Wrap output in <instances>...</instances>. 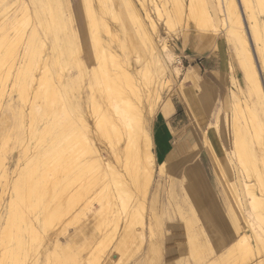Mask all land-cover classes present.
Masks as SVG:
<instances>
[{
  "label": "bare ground",
  "instance_id": "obj_1",
  "mask_svg": "<svg viewBox=\"0 0 264 264\" xmlns=\"http://www.w3.org/2000/svg\"><path fill=\"white\" fill-rule=\"evenodd\" d=\"M22 1L23 0H21V3L19 2V4H17L16 2L12 3L11 6L15 7V4H17L19 6L20 4H22ZM30 1H31L33 9L35 11V16H36L35 18L38 21V24L43 29L44 34L46 36H48V38L51 40L50 51L48 53L49 57L47 56V57L43 58L42 53L44 50L42 51L41 48H44V47L41 46V48H40V43L38 45H36V46H39V48L38 47L36 48L34 46V44H31V42H32L31 39L28 40L27 37H29L28 36V35H30L29 33H31L33 31L30 28L29 31H31V32H28V35H26L27 37L25 39V41H27V40L29 41L30 45L28 47L25 46L28 49H26V51H25L26 53H24L26 55L23 56L24 58H25V56H29V57L26 58L27 59L26 62H24L25 59L23 58L24 59L23 65H20L23 62L19 64L20 67L18 69L16 82L13 81V83L15 82V84L13 85L12 89L16 88L17 90H19V92H20L19 95H21V98H22L24 93L26 95V92L28 93V90L33 88L32 92L35 91L34 97H36V98H34L35 101H33V102L31 101L32 103L30 102V104H31L30 114H31L32 120H33V118H35V119H38V122L40 120L42 121V118L48 114V122H46L45 126H43L42 125L43 123L40 125V123H37V120H34V122H31V120H29L31 123L28 126H29L31 132H33V133H31L29 131V129H28V131L31 133V136H32V134L35 135L36 137L38 136L37 138L32 136L35 139H37V141H38L37 142V148L35 147L36 153L34 152L35 154H33V156L31 158H29V159L26 158V159H28V161L26 160V162H25V160H24V162L26 163L25 167H23L24 165L21 166L22 169L20 170V173L18 172L19 173L18 177L14 178V181L11 182V183H13V187H12V191L10 192V199L8 201L9 206L5 212L3 211V213H1L2 208L0 207V221L5 216H7L8 219H12L14 222H17V220H14V219L19 214V209L20 208L24 209L23 207L28 208L27 209L28 211L24 212V211L20 210V213L23 212L22 214L28 213L29 210L32 211L33 213H36L37 212L36 209L38 210V208H39L40 211L42 209L41 212L43 213L44 216H46L45 219L47 218V216L49 217V215H50V216H52V218L55 217V220H56V217H58L59 221L61 222L60 219H61L62 215H65V212H67V211H69L68 212L69 214H72V217L75 220L82 219L83 217H86L88 209H90L91 205L93 204V202H92L93 199L95 198V196H97L96 189L99 187H102L104 184H108L109 181L115 182L116 184H118V186H121V187H119V189L127 192L129 200H131V202L134 203V204H132L133 206H130V208L132 207V209H131V211L129 210L130 212H129L126 220H125L124 226L122 227V231L120 234L117 232L118 229H117V226H116V223L114 222V220L110 219L108 217L109 218L108 223H110V224L113 223L115 225V227L113 226V233H112L113 235L111 233H109L110 231L108 232V234H111V235H110V239L107 238L108 241L106 240L105 244L107 246H110V244L108 245L106 242H109V240L111 241L112 238L116 234H118V236L117 237L115 236L116 237V240H115L116 246L114 247V249H112L113 251L112 250H111V252H108V251L106 252V250L103 251L104 253L106 252V254H107L104 257H103V255L102 256L99 255L102 251V247H104L103 245H100V247L102 246L101 249H98L99 245H98V247L95 248V250H94L95 253L99 252V250H101L99 253H97L98 254L97 257H95L96 255L94 256L95 253L92 254L93 249H91L92 253H91V255L89 254L88 257H84L83 255L77 256L76 253L72 256L71 252L72 251H73V253L76 252L75 251V245H76L75 243H77V239L74 238L71 240L72 241L71 245H69L68 243L67 244L69 246L67 244L65 245L68 247H65L64 245H62V242H61V244H57L60 246V248H61V245H62V247L63 246L65 247L62 250L63 254L61 253L60 248L56 245V247H58L59 251H60L59 252L57 250L58 251L57 254H62V256L57 255L55 253L57 251L54 252L53 249L56 248V247H54L52 249L53 254L51 252L52 257L48 256L47 258H45L46 260L44 261V263H41L39 260V257L37 258V256H36L35 257L36 259H35V261L32 262V264H115L118 261L117 256L120 253L125 252L127 249H129L135 242L138 241L142 245V243H143L142 240L144 239V235L146 234L145 233L146 232L145 227H147V223L145 221L143 211H145L144 210L145 209V203L147 201L149 188H150L151 184L153 183L155 174L157 173L155 171V165L157 164L156 156L153 152L154 150L152 149V146H153L152 138H153V136L150 133L151 131H150V128H149V125L147 122V118L144 115V106H143L144 105V103H143L144 99L143 98H145L146 101L148 102L149 108L152 107L153 101L160 97L161 91L166 86V83L168 81H170L171 79L176 80L177 78H181L182 73H183L182 72L183 67L181 66V64L183 63V58L184 57L188 58V56L185 53H183V51H181L183 53V55H181L180 51L176 50L175 47H173L166 40V37H164L162 35L160 28H159V25L156 22L155 18H161L162 19L163 13L166 15V21L165 22L168 24V26L172 30H175L174 27H175V25H177V23H179L180 26H182V28H183L182 32H180V35H179V33L177 34V38H179L181 40L182 47L180 46V44L176 40H175L176 42H174V44H176L177 47L179 49L181 48L182 50H183V47H185L186 49H187V47H189V43H190L189 37L192 36V34H195V35L197 34L196 37H198L199 40H201V41L212 42L214 40L213 39L214 35L216 36V38H218L217 37L218 34L222 35L221 31L222 30L225 31L224 38L227 39V41L230 43V45L232 47L236 62L239 66L238 68H239V70H241L240 72H242L243 79L245 81V89H246V92L248 93V94L246 93V97L248 95L249 98L245 100L244 106L243 105L241 106V104L238 100L235 102L236 103L235 107H234V105H235V103H234V105L232 104L231 108H229V109L224 108V111L222 109L223 113H222L221 120L226 118L229 121L228 124H225L227 126V133L228 134H230L232 131L230 129V127L234 126V134H235V138H236L235 149L237 152V157H238V161H239L240 165L242 164L244 168L252 167L253 168L252 170L255 172V175L258 176L259 180L262 179V177L264 175V172H262V170L264 171V19L259 18L258 10H260V11L262 10V13H263V11H264V0H240L241 2H239L238 0H188V1L187 0H151V3H153L154 9H155V14H156L155 18L152 16V12L149 9V2L150 1L148 2V0H121L124 4V8H122L123 9L122 12L125 14V17H123V15H122L123 13L121 12V9L118 10L117 3H116L117 1H114V0H82L81 4H82L83 15H84L83 19H84V24L86 23L87 34H88V40H86V41H87L88 45L90 44V50H91V54L89 52V58H86L88 55L85 57L86 60L83 59L84 57L83 58L80 57V55L82 52L88 51L87 47H86L85 43L81 40V36L79 35L80 34L79 28H75V26H73V24H72L74 21V14H72L73 12L72 13L70 12L69 15L66 12V6H65L64 0H30ZM3 2H1V3H3ZM17 2H18V0H17ZM240 4L243 7V13H242V9L240 8ZM5 7H7V6H5ZM14 9H12V10H14ZM25 9H26L27 13H30L29 6H25ZM14 11H17V10H14ZM0 14H2V11ZM8 14H10V13H8ZM24 14H21V15L24 16ZM23 16H21V18H23ZM26 17H27V15H26ZM108 17H111L112 20L114 19L113 21H115L116 26H117V27H115L116 30L114 29L113 26H111L110 22L108 21ZM29 18H30V16H29ZM29 18L27 17L28 20L25 18L28 23H30ZM77 19H78V17H77ZM34 21L32 20V22H34ZM19 22H23V21L19 20ZM16 23H18V19H17ZM128 23L133 25L135 30L132 27H130V25ZM18 24L21 26L22 24L25 25L27 23L25 22V24L24 23H18ZM29 25H27V26H29ZM18 26H16V27H18ZM33 26H34V24H33ZM16 27H15V30H13L14 26H12L11 29L9 28L10 30L9 29L8 30L9 31H11V30L16 31L18 29ZM22 27H24V29L27 28L26 25L22 26ZM79 27H80V25H79ZM0 28H4V27L1 26ZM192 28H194V29H192ZM9 31H8V33H10ZM17 31H19V30H17ZM20 31L22 32V30H20ZM23 31L25 33V30H23ZM103 31H106V34L108 33V35H109L108 37H109L110 41L106 40V38L103 37V35H102ZM8 33L6 32L3 34L4 40L7 39L5 37V34H7L6 36H8L9 38L12 35L13 36L16 35V34H12L9 36ZM33 33L34 34L36 33L35 29H34ZM39 36H35V37H39ZM138 36L140 38L141 43L144 46V49H143L144 52H147L149 56H147L148 57V58H146L147 62H145L146 64L143 67L139 66V67L135 68L131 63V59L133 56H135L139 52V50H137V49L140 47L137 48L136 47L137 43H135L136 42L135 39L138 38ZM14 38H15V36L13 38H10V39L14 40ZM15 39H17V38H15ZM19 40H20V38L18 37V41ZM34 41L35 40H33V42ZM40 41L42 42V40H40ZM7 42H10V41H7ZM17 43H15V44H17ZM25 43H27V42H25ZM115 43L118 46V48L121 50L124 57L126 58L125 62L123 60L119 59L120 54L115 51L116 50ZM23 44H24V42H23ZM44 44L45 43H43V46H44ZM7 45H8V43H7ZM6 47H5L6 52L2 49L5 52L4 57H6V58L3 61L1 58L2 57V54H1L0 66H1V63L5 62L6 60H9V58H7L9 56L10 59L13 58V61L11 60L12 61L11 69H13L12 66H14V62H15L14 59L17 57V54H16V52L14 53V51L12 50L13 47L9 51L7 50ZM0 48H2V47H0ZM138 55L142 56L143 53L138 54ZM89 59H90V61L92 60L91 63L93 62L92 66L86 64V62ZM20 60H18V61H20ZM108 61L112 62L113 65L115 64V66L111 65L110 62H108ZM137 61H138V59H137ZM6 62L2 65H5ZM106 63H108V65H111L112 68L113 67L114 68L112 69ZM68 64H70V66L72 68L75 67L77 70L72 75H69V77H67V78L65 77L66 80H64L63 76H62L63 74L60 75V73H59V72H61L60 71L61 69H60L58 72V74L60 76H57L58 79H60V81L58 80L60 82V86L58 87L54 81V73L58 70L56 67H58V65L62 67L63 65H68ZM22 66H24L23 69L21 68ZM131 66H133V68H131ZM65 68H66V66H65ZM0 69H1V67H0ZM2 69H3V66H2ZM37 70L41 71V77L40 76L35 77L34 72H37ZM136 72L138 74H140L141 75L140 77L143 78V80L148 84V88H147V90H144V92H142L140 81H138L135 77L136 76L135 74H137ZM197 78H199V72L196 70V71H193L192 73H189L185 77V81L193 83L195 81L197 82ZM83 82H84V86L89 88L88 93H87V89H85V91H83V89L81 88ZM242 83H243V81H242ZM145 84H143V85H145ZM145 87H147V86L145 85ZM74 88H77L79 95L77 96V98L75 97L76 99H71V97L69 96V91L71 89L73 90ZM215 88H217V87H215ZM4 89H5V85H4ZM1 90H3V89H1ZM2 93H3V91H2ZM4 93H5V91H4ZM4 93H3V95H4ZM0 95H2V94H0ZM28 95H29V93H28ZM132 96L136 97V101L139 99V103H137L136 101L133 102ZM0 97H2V96H0ZM27 98H28V96H27ZM34 99L32 98L31 100H34ZM9 100L11 101V99H9ZM22 100H24V99H22ZM11 104H12V102L11 103L9 102L7 104L9 109L12 108ZM186 110L188 112L190 120H191V118L196 117L195 111L193 110L192 105L187 101H186ZM243 110L244 111L247 110V113L251 119V121L250 120H248V121L251 123L253 129H251V126H249L247 124L246 120H243L245 122V124H247L244 127H242V125L236 121L230 123L231 118H233V114H236L237 112H242ZM66 112L69 114V116H68L69 118L66 116ZM62 114L63 115L65 114L63 116V118L61 117ZM24 116H26L25 111L23 109H21V107H20L19 111L17 109H14V108L12 109V119H14L15 121L18 118H19V120H18L19 122L23 121ZM219 116H220V114H219ZM75 117H77V119H78L77 121L80 122V124H81L80 127L78 125V122L75 121ZM65 119L66 120L68 119L67 125H70L69 127L71 128L68 130L66 129L67 133L63 129V127L67 128V125L62 127V125H64V124H63V122H61V120L63 121ZM8 120H9V115H6L5 117H3V119L0 123V134H1L0 137L4 138V140H6V138L8 137V134H7V131L9 128ZM243 121H242V123H243ZM217 123H218V120H217ZM36 125H38V126H36ZM76 127H77V130H76ZM17 129H18V131H21L22 127H19ZM24 130H26V129H24ZM212 132H213V135L211 136L208 134V132L206 130H203V135H204L203 137H204L205 146L208 149L209 158H210L211 163L213 165V168L215 169L217 174H220L222 172V170H224V169H225V171L229 172V177H227V179L222 178V182H223V185L225 186V189L229 193V196L232 198L233 195H235V193H236V191H235L236 186L235 185H236L237 181H236L235 177L233 176V173H232L233 170H231L232 169L231 163H230L231 162V160H230L231 156L230 157L227 156L228 157L227 158L226 153L219 155L217 150L212 145V139H213V136L215 134H217V138H222V124H218L217 127L213 126ZM250 134L254 135L257 139L256 142L259 146V152H260V155H258V156H257V152H255V148H254L255 146H253V142L251 141L252 143H250L246 137V135L250 136ZM0 141H2V140H0ZM70 141H71V143H70ZM4 142L7 143L8 141L6 140ZM46 143H48V145ZM194 144L191 145V147L189 148L188 151H186L185 158L182 157L180 160H185V161H187V163H190L192 165V159L196 158L197 155L199 154L198 147L196 148V146H195V148L192 149ZM0 147H2L1 143H0ZM160 149L163 150L162 145H161ZM228 149H230V147ZM25 150H24V152L27 153L29 149L26 151ZM226 150H225V152H226ZM24 152H23V156L25 157L26 153L24 154ZM227 153H228V151H227ZM250 153H252L251 154L252 157L250 156ZM18 157H20V156H18ZM82 157H83V160H81ZM254 157H255L256 163L254 162V159H252ZM2 158L5 159L4 155H3V157L0 156V160H1L0 161V164H1L0 167L2 166V164L4 162V161H2V160H4ZM67 159H69L70 162ZM165 160L160 158L159 162H158V165L160 166V171H159L160 177H163L162 175L165 171H166V175H167ZM18 161L22 162L21 157H20V160H18ZM178 161L176 163H173V164H177ZM68 162H69V164H68ZM197 162H198V160H197ZM250 162L252 163L253 166H249ZM257 163H260L259 168L257 166ZM184 164H185V162H184ZM197 164H198L197 168H199L198 172L202 171L200 163H197ZM232 165H233V163H232ZM236 166H237V164H236ZM236 166H235V168H236ZM58 169L60 170L59 172H61V174L69 173L70 176L73 175L72 172L75 170L74 171V173L76 174V176L74 177L75 179L72 177L74 179V181L76 179H78V180L81 179V177L84 178L86 172L88 173L86 175V179H87V186L85 188L86 194L84 195L85 192L83 193L81 190H78L79 192L80 191L81 192L77 193V194L75 192V194H73L71 197V195H70L71 192H70V194H68V195H70L72 200L69 199V201H67V202L71 203L73 201L75 203H72L71 206L69 205L70 203L69 204L67 203L68 205H66V207L67 206H69V207L67 208V211H65V212L63 211L64 208H62V209L60 208V207H62V205L60 203H62V200H63V199L61 200V196L65 193V190H67V187L70 186V184H69V182H66L65 180H63L61 178L59 180V179H57V177L56 178L54 177V175L58 171ZM48 170H50L52 173L54 172V174L53 175L50 174V172ZM192 170H197V169H192ZM175 172L178 173L177 170H175ZM188 172H190V171H188ZM237 172L239 173V170H237ZM47 173H49L50 175ZM70 173H72V175ZM177 173H175V174L177 175ZM58 174H59V176H61L60 173H58ZM225 174H226V172H225ZM248 174H249V171L247 172L246 175L248 177H251ZM176 175H174V176H176ZM198 175H199V173H198ZM200 175H199V177H200ZM222 175H219V176L222 177ZM0 176H1L0 177V185H1V182L4 179L3 177H5V174L2 175V173H1ZM56 176H57V174H56ZM59 176H58V178H59ZM70 176H67V177L64 176V179L65 178L67 179L68 177L70 179ZM192 177H193V175H192ZM72 178L70 181L73 180ZM189 178H191L190 175H189ZM203 178L204 177H201V179L199 178V180L200 181L202 180L203 182H205ZM238 178H241V175H240V177L238 175L237 179ZM78 180L75 181L74 185L78 186V183L76 184V182H78ZM74 181H72V182H74ZM107 181H108V183H106ZM244 181H246V180H244ZM190 182H192V181H190ZM79 183H81V182H79ZM115 183H113V184H115ZM197 183L199 184L200 182H197ZM238 183H240V182H238ZM244 183L247 187H250L252 185L251 183L249 184L248 182H244ZM244 183H242V184L244 185ZM171 184H172L171 186H173V183H171ZM193 184L190 183L191 189H192V186L194 187ZM201 184H203V183H201ZM74 185L72 184L71 187H73ZM82 185L84 186L85 184H82ZM131 185L134 186V188L137 189V191L139 190V192H140L139 195H137L138 193L134 194V192L130 191ZM108 186H111V185H108ZM195 186H197V185H195ZM197 187H199V186H197ZM4 188H5V186H4ZM175 188H176V186H175ZM77 189H81V188H77ZM82 189L84 190V187ZM172 189H174V188L172 187ZM241 189H242V191L245 190L243 187ZM186 190H187L186 192L189 193L190 188H188V185H187ZM195 190L193 188V191H195ZM247 190L248 189L246 188V191ZM170 191H171V189H170ZM175 191H174V193H175ZM193 191L190 190V192H193ZM211 191L212 190H210V194H211ZM98 192L99 191H97V193ZM156 192H157V190H156ZM261 192H264V191L262 190ZM93 193H95L96 195L94 196ZM124 193H122V194H124ZM199 193H202V190ZM208 193H209V191H208ZM190 194H187V195H190ZM251 194H252L251 195L252 200L250 199L251 200L250 203H252V205H254V206H256V204L263 201L262 199H264V198H261L260 196H258V194H255V192H253V191ZM2 195L3 194H1V196ZM83 195L86 198L84 199L85 200L84 204H81L79 202H81V199L84 197ZM111 195H112V193L109 195V192H108L107 195H99L97 197V201L102 203L101 209L98 211H93V213L91 214L92 222H90V223L85 222L84 224H82L77 229V231L75 233L76 235H74V236L84 234L86 236L87 240L88 239L92 240V237H91V235H93L92 234V229H93L92 223H95L96 220H98L99 222H100V220L102 221L103 210H105L106 207H108L107 203L109 201H112V199H114V197H111ZM171 195H172V193L170 194V196ZM187 195H186V197H187ZM212 195H213V197L212 196L211 197L213 199L212 198L211 199L214 200L215 199L214 193ZM174 196L176 197V195H174ZM174 196L172 195V197H174ZM198 196L199 195L197 194V198L200 197V196L199 197ZM237 196L239 197V195H237ZM157 197H158L157 194H152V197L150 200V202H152L151 207L155 206ZM189 197H192V196H189ZM193 197H192V199H193ZM195 197H196V195H195ZM208 197H210V196H208ZM58 198L61 200V202L59 203V205H61V206H59L58 208H57V206L55 208L53 207L52 209L54 211H55V209H58V210H56L55 213L54 212L51 213V211H53V210H51L50 207H52V205L54 206V204H52V203L53 202L55 203ZM122 198H124V196ZM126 198H125V200H126ZM239 199H240V197H239ZM104 200L106 202V206L104 205L105 204ZM195 200L196 199L194 198L193 202ZM199 200H200V198H199ZM212 200H210V201H212ZM122 201H123V199L120 202H122ZM126 201H125V204H126ZM197 201H198V199H197ZM197 201L195 203H197ZM215 201H217V203H215V204H217L218 210L215 208L214 209L217 210V216H218V219H219V222H220L222 228L225 230V232L227 230L228 232H230V234L232 233L230 235V236H232L230 238L231 239V246L226 247L225 251L223 249V252L221 250L220 251L221 253L217 254V256L214 259H210L205 264H264V258H263L264 256H262V255H264V227H263V225H264V212L260 213L259 215H257V213H256V215H257L256 218H257V220H259L257 222L260 223L259 228H257V227H255L256 224L252 223L253 221L251 222L250 220H247L246 218H242V215L245 213H243L241 215L242 212L239 211L240 210L239 206H238V208H239L238 209V208H235L234 204H233L234 209L231 206L229 208L230 209L232 208L233 210H231V212L232 211L235 212L234 215L237 216L236 221L234 223L233 217H236V216H233V212H232V216H233L232 217L233 219H232L229 215V212L227 210H225L224 207L220 204V202H219L220 200L217 199ZM232 201H233V198H232ZM232 201H231V204H232ZM58 202H59V200L57 201V204H58ZM200 202L201 201H199L198 203L200 204ZM248 202L249 201H247L246 203H248ZM122 203H124V202H122ZM190 204L192 205V203H190ZM211 204H213V203H211ZM242 204H243V202H242ZM175 205H176V203H175ZM240 206H241V204H240ZM254 206H253V208H254ZM246 207H248V206H246ZM34 209L36 212H34ZM180 210H179V212H180ZM250 210L251 209H249V213H250ZM260 210H262V209H260ZM47 211H48V214H47ZM242 211H243V209H242ZM247 211H248V208H247ZM112 212H113V210H112ZM104 213H106V212H104ZM183 213H181V214H183ZM208 215H210V214H208ZM23 216H25V215H23ZM23 216H21V217L23 218ZM41 217H42V214H41ZM103 217H105V214ZM106 217H107V215H106ZM52 218L49 217L48 219L53 220ZM69 218H71V217H69ZM73 218H71V219H73ZM156 218H157V216H156ZM158 218H162V216L158 217ZM252 218H253V216H252ZM16 219L23 220L24 218L21 219L19 217ZM104 219H106V218H104ZM195 220L196 219L193 218V222ZM9 221H8V223H9ZM23 221H25V220H23ZM35 221H38V219H36ZM73 221H71V223H69L68 225L73 224ZM99 222H96V224H98ZM157 222H159V221H157ZM193 222H192V220H191V223H190V221H188V229L189 230H190V228H192V226L194 229V226L196 224L194 225ZM5 223H7V221H5ZM23 223H25V222H23ZM45 223L50 225L49 221H45ZM53 223H55V222H53ZM212 223H214V222L212 221ZM19 224H20V222L19 223L17 222L18 226H19ZM46 224H44V226ZM51 224H52V222H51ZM96 224H94V225L96 226ZM100 224H101V222H100ZM208 224H210V223H208ZM7 225L1 226L2 230L0 232V236H2V237H0V238H2V239L0 240V245L2 246L1 247L2 253L0 254V264H21L22 260H25V259H23L22 256L23 255L25 256L27 254L25 251V250H27V248L24 247L25 246L24 242H23V244H20V242L23 241V239L21 240L18 238V235H17V237L15 235V233L18 230L17 225H14L16 227L15 229H17V230H15L16 231L15 233L12 229L13 227L10 228ZM138 225H140V226H138ZM171 225H172V223H171ZM198 225H197V227H199ZM11 226H13V225H11ZM29 226L32 228L31 229L29 227L32 230L33 234L35 235L34 232H35V230H38V229L34 230L33 229L34 226L30 225V222H29ZM50 226H48V228ZM56 226H58V224ZM149 226H150V231L153 232L154 231V229L152 228L153 223H151V225H149ZM157 226H158V224H157ZM209 226L211 227V229H213V227H212L213 225L212 226L209 225ZM215 226H217V225H215V223H214V227ZM66 227H68V226H66ZM66 227H63V232H64ZM100 227H99V230H100ZM24 228H25V225H24ZM45 228H47V227H45ZM169 228H170L169 234L171 237V240L169 241L170 247H171L170 253H171V255L176 254V256L180 260H182L181 258H183V254H182L181 248H183V246L181 245L182 243L180 242L181 240L179 239V236H178V230L176 229V227H174V225L170 226ZM249 229L253 230V233L255 234V240H256L255 245L251 242L252 240L250 239V236L248 234ZM43 230H45V229H42V231ZM60 230L62 231V227ZM60 230H58V231H60ZM66 230H65V232H66ZM213 230H215V228ZM26 231H28V230L26 229ZM58 231L56 233H58ZM29 232H31V231H29ZM95 232H97V231H95ZM190 232L192 235V231H190ZM13 233H14V235H13ZM59 233L57 235V238L59 236ZM62 233H60V234H62ZM37 234L39 235V232ZM151 234L153 235V233H151ZM217 234H219V233H217ZM21 235H22V233H21ZM166 235H168V233ZM195 235L197 236L198 234L195 233ZM204 235H205V233H204ZM35 236H37V235H35ZM44 236H46V235H44ZM99 236H101V234ZM206 236H207V234H206ZM149 237L152 238L153 236L152 237L149 236ZM4 238H8V239H4ZM9 238H10V240H9ZM22 238H24V237H22ZM97 238L99 239V237H96V239H95L96 241L98 240ZM203 238L207 239L209 237L206 238L203 236ZM3 239L7 240V242H4ZM205 239H203L202 241H204ZM31 240H35V239L31 238ZM41 240H43V239L41 238ZM100 240H102V239H100ZM117 240H118V243H117ZM8 241H10V244H7V243H9ZM50 241H52V240H50ZM207 241H210V240H207ZM207 241H206V243H207ZM35 242H37V240H35ZM57 242H58V240H57ZM57 242H55V244ZM102 242L104 244L103 240H102ZM145 242H146V240H145ZM225 242L226 241H224V243ZM224 243L221 242L222 245ZM226 243H228V242H226ZM63 244H64V242H63ZM93 244H94V242H93ZM22 245L26 249L23 248V253H22L23 255L21 256ZM155 245H159V242L158 241L157 242L152 241L150 243L148 249H147L148 252L150 251L151 248H154ZM191 245H192V248L197 250L198 243L195 239H193V241H191ZM224 245L227 246L228 244L227 245L224 244ZM107 246H105L106 249H107ZM81 247H83V246H81ZM222 247L223 246H221V248ZM86 248H88V247L86 246L85 249ZM215 248L218 249L219 245ZM97 249H98V251H97ZM77 250H79V249H77ZM24 251H25V253H24ZM32 251H34V250L32 249ZM237 251H240L241 255L238 259H235L234 255ZM152 252L153 251H150L149 253H152ZM214 252H217V251H214ZM154 253H155V251H154ZM157 253L158 252H156V254ZM35 255H36V253H35ZM37 255L40 256L39 254H37ZM92 256H94L95 258ZM98 256H100L101 258L103 257V259L102 260H101V258L98 259ZM208 256L210 257V255H208ZM208 256H207V258H208ZM27 258H30V257L29 256L26 257V260L28 261ZM146 258H148V257H146ZM156 258H158V257H156ZM255 258H258V259L255 260ZM153 259H154V257H153ZM176 260H178V259H176ZM158 261H159V258H158ZM199 261H201V260H199ZM24 263H25V261H23V264ZM134 264H135V262H134Z\"/></svg>",
  "mask_w": 264,
  "mask_h": 264
},
{
  "label": "rangeland",
  "instance_id": "obj_2",
  "mask_svg": "<svg viewBox=\"0 0 264 264\" xmlns=\"http://www.w3.org/2000/svg\"><path fill=\"white\" fill-rule=\"evenodd\" d=\"M3 1L0 0V13L2 11V14H0V18H1L0 19V27L1 26L4 27V28H0V38L2 39V40L0 39V47H2V48H0V56L2 54V57L1 58L4 61L5 58H6V57H4L5 52H6L5 47L7 46L6 48H7L8 51L13 47L12 50L14 51V53L16 52V54H17V57L16 58L17 59L16 58L14 59V61L16 62V63L14 62V66L16 65L15 66L16 68L14 66H12L13 69H11V65H12L13 58L10 59V57L8 55H7L8 56L7 58H9V60H6L7 62L5 61L6 62L5 65H2V64L5 63V62H3V63H1V66H0L1 69H2V66H3V69L2 70L0 69L1 70L0 71V74H1L0 75V94H2V95H0V96H2V97H0V99H1L0 100L1 101L0 102L1 103L0 104V123H1V121L3 119V117H5L6 115H9V120H8L9 128H8V131H7L8 137L6 136L7 137L6 140L8 142L7 143L4 142L6 140H4V138L0 137V140H2V141H0V143L2 144V147H0V156L3 157V155H4V157H5V159L2 158V159H4V160H2L4 162H3L2 166L0 167V174L1 173H2V175L5 174V177H3L4 179L2 180L1 185H0V193L3 194L2 196L0 194V207L2 208L1 209V213H3V211L5 212L6 209L8 208V206H9L8 205V201L10 199V192L12 191V187H13V183H11V182L14 181V178H17L18 177V175L20 173V170L22 169L21 166L24 165L23 167H25L26 160L28 161V159L31 158L33 156V154L36 153V148H37V142L38 141H37V139L34 138V137H36L35 135L32 134V136H34V137L31 136V133H33V132H31V130H30V128H29L28 125L31 122H34V120H37V123H40V125L43 123L42 124L43 126H45V123L48 122V114L42 118V121L40 120L38 122V119H35V118H33V120H32V117H31V114H30V106H31L30 102L31 101L32 102L35 101L34 98H36V97H34L35 96V94H34L35 91L32 92L33 88H31V89L28 90L29 95L26 92V95L24 93V95H23L22 98H21V95H19L20 94L19 90H17L16 88H14V89H12V88H13V85L15 84V82H16V77H17L18 69H19L20 65H23L24 62L27 61L26 58L29 57V56H25V58L23 57L24 55H26V54H24V53H26L25 52L26 49H28L26 47H28L30 45L28 40L31 39V41H32L31 44H34V46L36 48L37 47L39 48V46H36L39 43H40V48H41V46L44 47V48H41L42 51L44 50L43 53H42L43 58L48 56V53L50 51V46H51V40L48 38V36H46L44 34L43 29L40 27V25L38 24V21L35 18L36 17L35 16V11L33 9V6H32V3H31L30 0H23L22 1V4H20L19 6L17 4H19V2L21 3V0H18V2H17V0H7V1L6 0H3ZM81 1L82 0H73V1L72 0H64L65 6H66V12H67L68 15L70 14V12L71 13L73 12L72 14H74V21H73L72 24H73V26H75V28H79V30H80V34L79 35L81 36V40L85 43V45L87 47V50L88 51L87 52H82L81 55H80V57H82V58L84 57L83 59L86 60V58H89V52L91 54V50H90V44L88 45V43L86 41V40H88V34H87V26H86V23L84 24V19H83L84 18V15H83ZM114 1H117L116 2L117 3V8H118V10L121 9V12H122V10H123L122 8H124L123 2L121 0H114ZM238 1L241 2L240 0H238ZM1 2H3V3H1ZM15 2L17 3V4H15V7L14 6H11L12 3H15ZM148 2H149V9L152 12V16L155 18L156 17V14H155V9H154L153 3H151V0H148ZM5 6H7V7H5ZM25 6H29L30 13H27L26 12ZM240 8L242 9V13H243V7H242L241 4H240ZM12 9L17 10L18 12L17 11H14ZM8 13H10V14H8ZM21 14H24L25 17L23 15H21ZM20 15L23 16V18H21ZM26 15H27L28 18L30 16V18H29V22L30 23L27 22L28 19H27ZM122 15H123V17H125V14L124 13ZM258 16H259V18L264 19V11L262 13V10L261 11L258 10ZM77 17H78V19H77ZM162 17H163L162 19L161 18H155L156 22L159 25V28H160V31H161L162 35L164 37H166V40L173 47H175L176 50L180 51V54L181 55H183V53L181 52L182 49L181 48L179 49L177 47V45L174 44V42L177 41L180 44V46L182 47L181 40L179 38H177V34L179 33V35H180V32H182V30H183L182 26H180V24L177 23V25H175V27H174L175 30H172L168 26V24L165 22L166 21V15L164 13H163V16ZM17 19H18V23H24L25 24V22H26L27 24H25V25H26L27 28L24 29V27H22V26H25V25L22 24L20 26L18 23H16L17 22ZM19 20L20 21H23V22H19ZM32 20L33 21L35 20V21L32 22ZM113 20H112L111 17H108V21L110 22L111 26H113L114 29L116 30L115 27H117V26H116L115 21H113ZM33 24H34V26H33ZM128 24L130 25V27H132L134 29V26L133 25H131L130 23H128ZM27 25H29V26H27ZM79 25H80V27H79ZM12 26H14V29L13 30H15V27L18 26L16 28H18L17 30H19V31H17V30L16 31H12V30L9 31L12 28ZM30 28L33 31L35 29V32L36 33L34 34L33 31L32 32L29 31ZM192 29H194V28H192ZM20 30H22L23 33ZM23 30H25V33H24ZM8 31L11 34L8 33ZM6 32L9 34V36L12 35V34H16L14 36L17 39H15V38H14V40L13 39H10V38H13L14 36L12 35L13 37L11 36L9 38L8 36H6L7 34H5V37L7 39L4 40L3 34L6 33ZM28 32H31V33H29L30 35H28ZM224 33H225V31L222 30L221 31V34L222 35L218 34V36H217L218 38H216V36L214 35V38H213L214 40L212 42H206L205 41L204 44L201 46V51L202 52L207 51V52H210V54L218 53L219 58H222L225 61L230 57V59L228 61L230 62V71L231 72H228V74L230 75V78H231V75H232L236 79H238L239 84H241L242 81H243V85L245 87V81L243 79V74H242V72H240L241 70H239V68H238L239 66H238V64L236 62V59H235V56H234V53H233V50H232V47H231L230 43L227 41V39L224 38ZM26 35H28L29 37H27ZM102 35H103L104 38H106V40H109L110 41V39L108 37L109 35H108V33L106 34V31H103ZM35 36H39L40 38L39 37H35ZM18 37L20 38L19 41H18ZM26 37L28 38L27 41H25ZM33 40H35V41L33 42ZM40 40H42V42ZM7 41H10V42H7ZM135 41H136L135 43H137L136 47L137 48L140 47V48L137 49V50H139L138 54H142L143 53L144 56L143 55L141 56V55L136 54L135 56L132 57L131 63H132V65L135 68H137L139 66L140 67H143L146 64L145 63V62H147L146 61V58H148L147 56H149V55H148L147 52H144V50H143L144 49V46L141 43L139 36H138V38L135 39ZM23 42H24V44H23ZM25 42H27V43H25ZM7 43H8V45H7ZM15 43H17V44H15ZM43 43H45L44 46H43ZM115 48H116L115 51L120 54V56H119L120 58L119 59L120 60H123L125 62L126 61V58L124 57V55L122 54L121 50L118 48V46L116 45V43H115ZM183 49H186V48L183 47ZM137 59H138V61H137ZM187 59H188L187 57H184L183 58V63L181 64V66L183 67V70H182L183 73H182L181 78H177L176 80L171 79L170 81H168L166 83V86L162 89L160 97L158 99H155L153 101L152 107L149 108L148 102L146 101L145 98H143L144 99L143 100V103H144V105H143L144 106V115L147 118V122H148V125H149V128H150V131H151L150 133L153 136V138H152V141H153L152 149L154 150L153 152H154V154L156 156L157 164L155 165V171L157 173L155 174L153 183L151 184V186L149 188V192H148V196H147V201L145 203V209H144L145 211H143L144 212L145 221L147 223V227H145V229H146L145 230L146 231L145 232L146 233L145 235L146 236L144 235V239L142 240L143 243L141 245V243H139L137 241L129 249H127L125 252L120 253L117 256V260L118 261L116 260L117 262L115 264H134V262H135V264H149V263L150 264H163L165 261H167V262H173L174 264L175 263L176 264H205L210 259H214L217 256V254L221 253L220 252L221 250L223 252V249L225 251L226 250V247L231 246V239L230 238L232 237V236H230L232 233L230 234V232H228L227 230L225 232V230L222 228V226H221V224L219 222V219H218V216H217V210H218L217 209V204H215V203H217V201H215L217 199L220 200L219 202L224 207V209L229 212V215H230L231 218L233 216H236V215H234L235 212L232 211L233 212V216H232V212H231V210L234 209L233 208V204H234V207L235 208H238V206H239V208H240L239 211L242 212L241 215L243 213H245V214L242 215V218H246L247 220H250L251 222L253 221L252 223L253 224H256L255 227L259 228V224L260 223L257 222L259 220H257L256 217L260 213H263L264 212V199H262L263 201H261L260 203L256 204V206L252 205V203H250V201L252 200V196H251L252 195L251 194L252 191L255 192V194H258V196H260L261 198H264V194H263L264 192H261L262 190L264 191V175H263L262 179L259 180L258 176L255 175V172L252 170L253 169L252 167L244 168L242 164L240 165V163L238 161V157H237V152H236V149H235V141H236V138H235V134H234V126L233 127L232 126L230 127V129L232 131H231L230 134H228L227 133V126L225 124H228L229 121L226 118L221 120V117H222V113L224 111V108L225 109L226 108H228V109L231 108L232 107V104L234 105V103L236 101H238V100H239L241 106L242 105L244 106L245 100L248 99L249 96L247 95V97H246V93L247 92H245V95H243V97L240 96V95L238 97H235L233 94L230 95L231 93L230 94H226L225 97L222 98L220 101H218L217 104L214 105L213 107H209L210 104L206 102V103H202V106L203 107L201 106V109H199L200 106H198L196 104L195 97H191L192 94L190 93V91H191V89H193V86L192 85L191 86L188 85V83L185 81V77L189 73H192L193 71H196L197 68L195 69L194 66H191V65H198L199 64L200 66L203 67L204 66V62L201 59L194 60V61H191V62H190V60H187ZM18 60H20V61H18ZM23 60H24V62H23ZM91 61L89 59L86 62V64L92 66L93 65V62L91 63ZM108 62H110V61H108ZM20 63H22V64H20ZM106 64L108 65V63H106ZM110 64L113 65L112 62H110ZM68 65H63L62 67L58 65L59 68L56 67L58 70L54 73V81H55V84L58 87L60 86V82H59L60 79H58L57 76H60V75L63 74L62 75L63 76V79L66 80V78L69 77V75H72L77 70L75 67L72 68L70 66V64H68ZM111 65H108V66L111 67ZM24 66H22L21 68L23 69ZM65 66H66V68H65ZM113 66H115V64ZM133 66H131V68H133ZM59 70L61 72H59ZM58 72L60 73V75L58 74ZM34 73H35V77L36 76L37 77H39V76L41 77V71L40 70L39 71L37 70V72H34ZM135 75H136L135 76L136 79L138 81H140V83H141L142 92H144V90H147L148 84L143 80V78L140 77L141 76L140 74L137 73ZM200 79H201V76L199 74V78H197V82L195 80H194L195 82H193L194 85H195V87L198 88V89H200V87H199ZM13 81H15V82L13 83ZM143 84H145L147 87H145V85H143ZM4 85H5V89H4ZM226 86L228 88V85H226ZM232 87H233V83L231 82V85H230V88L229 89H231ZM81 88L83 89V91H85V89H87V93L89 92V88H87V87L84 86V82H83ZM1 89H3V90H1ZM71 90L69 91V96L71 97V99H76L77 96L79 95V92L77 91V88H74L72 91ZM2 91H3V93L5 91L4 95H3ZM27 96H28V98H27ZM185 96H187V97H185ZM32 98L34 100H31ZM9 99H11V101ZM22 99H24V100H22ZM182 99L184 101V107H185V109H186V101L189 102L192 105V108L195 111V116H196L195 118H191V120H190V117L188 115L187 110H186V113H187V117H186L185 109H184V107H183V105L181 103V100ZM132 100H133V102L136 101V97H133L132 96ZM9 102L10 103L12 102V104H11L12 105V108L11 109H9L8 108V105H7ZM136 102L139 103V99ZM235 106H236V103H235L234 107ZM20 107H21V109H23L25 111V115L27 116V117L24 116V120L21 121V122L18 121L19 118L16 121L14 119H12V109L14 108V109H17L19 111L20 110ZM175 108H176V110H175ZM222 109H223V111H222ZM175 111H176V114H175L174 119L172 120L171 116H172V114ZM205 111H206V114H207L206 119L205 120H201L204 117V112ZM219 114H220V116H219ZM64 115L62 114L61 117L63 118ZM66 116L67 117L69 116V114L67 112H66ZM29 120H31V122ZM77 120H78L77 117H75V121L78 122V125L80 127L81 124ZM217 120H218V123H217ZM243 120H246L247 121V124L249 126H251V129H253L251 123L248 121V120L251 121V119H250V116L247 113V110L246 111L243 110L242 112H237L236 114H233V118H231L230 123L236 121V122L240 123L242 125V127H244L247 124H245V122ZM242 121H243V123H242ZM61 122H63V124H64V125H62V127L63 126H66L67 123H68V119L67 120L65 119L63 121L61 120ZM218 124H222V138H217V134H215L213 136V139H212V145L217 150V152H218L219 155L220 154H223V153H226L227 154L226 157L227 156H229V157L231 156L232 157V158L230 157V160H231L230 163H231V168H232L231 170H233V172H232L233 173V176L235 177V179L237 181L236 182V185H235L236 186L235 187L236 193L234 192L236 196L233 195V197H232L233 198V201H232V198L229 196V193L225 189V186L223 185V182H222V178L223 179H227V177H229V172L228 171H225V169H224V170H222V172L220 174H217V172L213 168V165H212L211 160L209 158V152H208L207 147L205 146L204 137H203L204 136L203 135V130H206L208 132V134L212 136L213 135V132H212L213 131V126H216L217 127ZM171 125H173V127H170ZM36 126H38V125H36ZM69 126L70 125H67V128L63 127V129L65 130L66 133H67V130L68 129H71ZM16 127L17 128L22 127V130L21 131H18V129ZM23 128L26 129V130H24ZM28 129H29V131L31 133L28 131ZM190 129H192L196 133V136L198 138V140L195 142V144H194V146H193L192 149H194L195 146H196V148L198 147V149H199V154L197 155V157L194 158V159H192V165L190 163H187V161H185V160H179L177 164H173V163L168 162L167 161V156L169 154H171L174 149H176L178 151L181 148V145L180 144L182 143V141L184 140V138H186L187 133L189 132ZM76 130H77V127H76ZM159 130H161L163 132V134L165 135V137H168V138L170 137L168 139V142H166V149L162 153L159 151V147H158V144L156 142V135L159 132ZM0 136H1V134H0ZM246 137H247V139L249 140L250 143L253 142V146H255L254 148H255V152H257V156L260 155L259 146H258V144L256 142L257 141L256 137L254 135H251V134H250V136L246 135ZM70 143H71V141H70ZM46 144L48 145V143H46ZM229 147H230V149H228ZM25 149L26 150L29 149L28 150L29 153L28 152L27 153L24 152ZM225 150H226V152H225ZM227 151H228L229 154L227 153ZM23 152H24V154L26 153L25 154V157L23 156ZM251 154L252 153H250V156H251ZM18 156L21 157V161L22 162H19L18 161V160H20V157H18ZM26 158H28V159H26ZM160 158L163 159V160L166 159L165 162H166L167 175H166V171H165L163 173V175H162L164 178L159 176L160 166L158 165V162H159V159ZM183 158H185V155L183 156ZM252 159H254V162L256 163L255 157L252 158ZM24 160H25V162H24ZM67 160L69 161V159H67ZM81 160H83V157H82ZM197 160H198V162H197ZM69 162H68V164H69ZM184 162H185V164H184ZM197 163H200V166L202 168V171H199L198 172L199 168H197L198 167V164ZM232 163H233V165H232ZM236 164H237V166L239 168L236 166ZM235 166H236V168H235ZM249 166H253L251 162H250V165ZM257 166L259 168L260 167V163H257ZM192 169H197V170H192ZM175 170H177L178 173L175 172ZM237 170H239V173L237 172ZM48 171L50 172V174H52V175L54 174V172L52 173L50 170H48ZM59 171H60L59 169H58L57 172L55 171L56 173H55L54 177L55 178L57 177V179H59V180L61 178V179L65 180L66 182H69L70 186L67 187V190H65V193L61 196V200L63 199L62 200V203H60L61 200L58 198L55 203L54 202L52 203V204H54V206L52 205V207H50V208H51V210H53L52 209L53 207L55 208L57 206V208H58L59 206L62 205V207H60V208L61 209L64 208L63 211L65 212V211H67V208L69 207V206L66 207V205H68L70 203V202H67V201H69V199L72 200L71 197H72L73 194H75V192L77 194V193H80L82 191L83 193L85 192L84 195L86 194V191H85V188L87 186L86 175L88 173L86 172L84 178L81 177V179H79V180L76 179V180H78V182H76V184L78 183V186H77V185H74V183L76 181V180L74 181V179H75L74 177L76 176V174L74 173L75 170L72 172L73 175H72V173H70L72 176H70L69 173H66V172L65 173L67 175L66 174H61V172H59ZM188 171H190V172L192 171V172L190 173ZM248 171H249V174L248 175L251 176V177H248L246 175ZM204 172L207 174V177L204 175ZM225 172H226V174H225ZM262 172H264V171L262 170ZM58 173H60V175L63 178L61 176H59ZM175 173H177V175ZM195 173L197 175L199 173V175L201 174L202 176L200 175V177H199V175L197 176ZM47 174H49V173H47ZM56 174H57V176H56ZM173 174L176 175V176H174ZM189 175H190L191 178H189ZM192 175H193V177H192ZM219 175H222V177H220ZM238 175H239V177L241 175V178H238L237 179V176ZM58 176H59V178H58ZM64 176L65 177L70 176V179H69V177L67 178L68 180L66 178L64 179ZM201 177H204L203 179H204V181L207 184L205 182H203L202 180L201 181L199 180V178L201 179ZM71 178L73 179L72 181H74V182L70 181ZM244 180H246V181H244ZM190 181H192V182H190ZM196 181L197 182H200L199 183L200 185ZM79 182H81V183H79ZM238 182H240V183H238ZM244 182H248L249 184L251 183L252 185L250 187H247ZM106 183H108V181ZM109 183L108 184H104L103 185L104 187L102 186V187L97 188L98 190L96 189L97 196H95L96 194L93 193L96 199L95 198L93 199V201H92L93 204L91 205L90 209H88L86 217H83L82 219L75 220L72 217V214H69L68 213L69 211H67V212H65V215H62V217L60 219L61 222L59 221V218L58 217H56V220H55V217L52 218V216H50V215H49V217L52 218L54 221L51 220V219H48L49 218L48 216H47V218H46L47 220H46L45 219L46 216H44L43 213L41 212L42 209L40 211L39 208H38L39 211L36 209L37 212L34 209V212H36V213H33L30 210H29L28 213H24V214H22L23 212L20 213V210L21 211H24V212L25 211L27 212L28 211L27 210L28 208H26V207H23L25 210L24 209H21V208L19 209V214L17 215V217H15V219L12 217L14 220H17L18 223L20 222L19 226L17 225V222H14L12 219H8L7 216H5L3 219H1V221H0V232L2 230L1 226H6L8 224L7 226H9L10 228L13 227L12 229H13V231L15 233L16 232L15 230H17V229H15L16 227L14 225H17L18 230L16 232L17 234L15 233V235H16V237L18 235V238L19 239H21V240L23 239V241H21L22 243L20 242V244H23V242H24V244H25L24 247L27 248V250H25V251L28 254V255L26 254L25 256L22 254L23 253V248H24L23 245H22L21 256L23 255L22 257L25 260H22V263L21 264H23V261H25L24 264H27V263L28 264H32V262L35 261V259H36L35 257L36 256H37V258L39 257V260H40L41 263H44V261L46 260L45 258H47L48 256L49 257H52L51 256V252L53 254L52 249L54 247H56L57 244H61V242H62V245H64V246L67 243L69 245H71V243H72L71 240L74 239V238L77 239V243H75L76 244L75 245V251L76 252H74V253H73V251L71 252V255L72 256L76 253L77 256L83 255L84 257H88L89 254L91 255V253H92L91 252L92 251L91 249H93V253L92 254H94L95 253L94 250H95L96 247H98V245H99L98 249H101L102 246L100 247V245H103L104 247L107 246L105 244V241L106 240L108 241V239H110V235L113 233V226L115 227V225L113 223L112 224L108 223V219L110 218V219H113L114 220V222L116 223L117 229H118L117 232L120 234L121 231H122V227L124 226L125 220H126L128 214H129V212L132 209V207L130 208V206H133L132 204H134L133 202H131V200H129L128 193L125 192V191H122L121 189H119V187H121V186H118V184H116L115 182H112V181H109ZM113 183H115V184H113ZM171 183H173V186H171L172 185ZM190 183L191 184L194 183L193 184L194 187L192 186V189H191ZM201 183H203V184H201ZM242 183H244V185ZM72 184L75 187L74 186L71 187ZM82 184H85V185L83 186ZM108 185H111V186H108ZM187 185H188V188H190V190L193 191V188H194V190L195 189L196 190L193 191V192H190V190H189V193H187L186 192L187 191L186 190ZM195 185H197L199 187H197ZM4 186H5V188H4ZM175 186H176V188H175ZM241 186L245 189L244 191H242V189H241L242 187ZM83 187H84V190L82 189ZM172 187L174 189H172ZM77 188H81V189H77ZM131 188H130V191L134 192V194H137L138 193L137 195H139V193H140L139 190L137 191V189H135L134 186H132V185H131ZM169 188L171 189V191H170ZM246 188L249 191L248 190L246 191ZM78 190H81V191L79 192ZM156 190H157V192H156ZM201 190H202V193H199V192H201ZM210 190H212L211 191V194H210ZM97 191H99L100 193L99 192L97 193ZM174 191H175V193H174ZM208 191H209V193H208ZM70 192H71V194H70ZM108 192H109V195L112 193L113 196L111 195V197H114V199H112V201H109L107 203L108 204L107 205L108 207H106V209L104 208L105 210H103V213L102 214H103V216L105 214V217L102 216V218L103 219L106 218V219H104V220L102 219L103 222L100 220L101 224H100V222L98 220H96L95 223H92L93 225L91 224L92 227H93V229L95 231H97V232H95L92 229V234H93V235H91L92 240L91 239H88L87 240L86 239V236L84 234H82V235L80 234L78 236H74V235H76L75 233H76L77 229L82 224H84L85 222H87V223L88 222L89 223L92 222V220H91V214L93 213V211L100 210L101 209V206H102V203H100V202L97 201V197L99 195H107ZM122 193H124V194H122ZM171 193H172L173 196L176 195V197L175 196L172 197V195L170 196ZM213 193H214V198H215L214 200H212L213 199L212 198L213 197V195H212ZM68 194H70L71 197ZM152 194H157V196H158L154 207H151V203L152 202H150L151 197H152ZM187 194H190V195H187ZM197 194L200 196V197L198 196L200 198V200H199V198H197ZM186 195H187V197H186ZM195 195H196V197H195ZM237 195H239L240 199H239V197ZM123 196H124V198H122ZM189 196H192V197L194 196V197L192 199V197H189ZM208 196H210V197H208ZM120 197L123 199L122 202H124V203L120 202L122 200ZM85 198L86 197L84 196L82 198L83 200L81 199V202H79V203L84 204V202H85L84 199ZM125 198H126L127 201L125 200ZM194 198L196 200L193 202ZM197 199H198V201H197ZM58 200H59V202L57 204V201ZM210 200H212V201H210ZM125 201H126V204H125ZM196 201H197V203H195ZM199 201H201L200 204L198 203ZM231 201H232V204H231ZM247 201H249L248 202L249 204L246 203ZM104 202H105V200H104ZM210 202L213 203V204H211ZM242 202H243V204H242ZM59 203L61 205H59ZM72 203H75V202L72 201L69 205L71 206ZM175 203H176L177 206L175 205ZM190 203H192V205ZM240 204H241V206H240ZM104 205L106 206V202H105ZM230 206L233 209L232 208L230 209L229 208ZM246 206H248V207H246ZM253 206H254L255 209L253 208ZM214 208L217 209V210H215ZM247 208H248V211H247ZM242 209H243V211H242ZM249 209H251L250 210V213H249ZM260 209H262V210H260ZM56 210H58V209H55V211ZM112 210H113V212H112ZM179 210H180V212H179ZM55 211L53 210V211H51V213H53V212L55 213ZM104 212H106V213H104ZM194 212L195 213L197 212V213L195 214ZM181 213H183V214H181ZM256 213H257V215H256ZM41 214H42V217H41ZM47 214H48V211H47ZM208 214H210V215H208ZM23 215H25V216H23ZM106 215H107V217H106ZM21 216H23L24 219ZM156 216H157V218H156ZM161 216H162V218H158V217H161ZM252 216H253V218H252ZM19 217L21 219L25 220V221L20 220V219H16V218H19ZM69 217H71L73 219H71ZM193 218L196 219L194 221L195 223L193 222ZM233 218L232 219H233V221L235 223L237 216L236 217H233ZM36 219H38V221H35ZM44 220L45 221H49V223H50L51 226L49 224H46ZM191 220H192V222H193L194 225L196 224L194 226V229L196 231L193 229V226H192V228H190V230L188 229V221H190V223H191ZM5 221H7V223H5ZM8 221H9V223H8ZM71 221H73V224L68 225L69 223H71ZM157 221H159V222H157ZM212 221L217 226L214 227V223H212ZM23 222H25V223H23ZM29 222H30V225H33L34 226L33 227L34 230L35 229H38V230H35V232H34L35 235H37V236H35L33 234L32 230H31L32 228L29 226ZM51 222H52V224H51ZM53 222H55V223H53ZM96 222H99V223L96 224ZM151 223H153V227H152L154 229L153 232L150 231V226L149 225H151ZM171 223L178 230V236H179V239L181 240L180 241L182 243L181 245L183 246V248H181L182 249L181 251H182V254H183V258H181L182 260H180L176 256V254L171 255V253H170L171 247H170V242L169 241L171 240V237H170V234H169V230H170L169 227L172 226ZM208 223H210V224H208ZM44 224H46V225L44 226ZM57 224H58V226H56ZM94 224H96L97 227ZM157 224H158V226H157ZM11 225H13V226H11ZM24 225H25V228H24ZM197 225L199 227H197ZM209 225H211V226L213 225L212 227H213V229L215 228V230L211 229V227ZM48 226H50L49 227L50 229L48 228ZM66 226H68V227H66ZM98 226L99 227L101 226L100 227V230H99V227ZM138 226H140V225H138ZM45 227H47V228H45ZM61 227H62V231L60 230ZM63 227H66L65 228V230L67 229L66 232H65V230L63 232ZM263 227H264V225H263ZM26 229L28 231H26ZM42 229H45V230L42 231ZM58 230H60V231H58ZM29 231H31V232H29ZM37 231L39 232V235L37 234L38 233ZM57 231H58V233L59 232L60 233L63 232L62 234L59 233L58 238H57L58 233H56ZM190 231H192V235H191V232ZM108 232L111 233V234H108ZM14 233H13V235H14ZM21 233H22V235H21ZM151 233H153V235ZM167 233H168V235H166ZM195 233L198 234V235L196 236ZM204 233H205V235H204ZM217 233H219V234H217ZM98 234L99 235L101 234V236H99ZM206 234H207V236H206ZM248 234L250 236V239L252 240L251 242L255 245L256 244V240H255V234L253 233V230H250L249 229ZM44 235H46V236H44ZM115 236L117 237L118 234H116ZM115 236L112 238L113 241L112 240L111 241L109 240V242H106L108 245L110 244V246H107V249H106V247L105 248L102 247V251L99 250V252L101 251V253L99 255H101V256L103 255V257H104L105 255H107L106 254L107 251L108 252H111V250L114 249V247L116 246V243H115L116 237ZM149 236H151V237L153 236V237L150 238ZM203 236L206 237V238L207 237H209V238L205 239V238H203ZM0 237H2V236H0ZM22 237H24V238H22ZM40 237L43 240H41ZM96 237H99V239L97 238L98 239L97 241L95 240ZM31 238L32 239L34 238L35 240H37V242H35V240H31ZM1 239L2 238H0V240ZM4 239H8V238H4ZM49 239L52 240V241H50ZM56 239L58 240V242H57ZM100 239H102L104 241V244H103L102 240H100ZM193 239H195L197 241L198 245H199V246L197 245V250H195L194 248H192L191 241H193ZM203 239H205V240L202 241ZM9 240H10V238H9ZM145 240H146V242H145ZM207 240H210V241H207ZM54 241L57 242V243L55 244ZM152 241L153 242H157L158 241L159 242V245H155L156 248L155 247L154 248H151L150 251H153V252L152 253H149L150 251L148 252L147 249H148V247H149V245H150V243ZM206 241H207V243H206ZM224 241H226L228 243H226V242L224 243ZM4 242H7V240H4ZM8 242L9 243H7V244H10V241H8ZM63 242H64V244H63ZM93 242H94V244H93ZM221 242H223L226 245L228 244V245L227 246H225L224 244L222 245ZM117 243H118V240H117ZM62 245H61V248H60L59 245H57V246L60 248V251L63 254V251H62L63 248L68 247L69 245L68 246H65V247L64 246L62 247ZM218 245H219V248L218 249L215 248ZM81 246H83L84 248L81 247ZM86 246L88 248L85 249ZM221 246H223V247L221 248ZM1 247L2 246L0 245V254L2 253ZM58 247H56L57 249L56 248L53 249L54 252L57 251V250L59 251V248ZM26 248H24V249H26ZM76 248L79 249V250H77ZM32 249L35 252L32 251ZM98 249H97V251H98ZM84 250L85 251L87 250V251L85 252ZM105 250H106V252L104 253L103 251H105ZM25 251H24V253H25ZM58 251L55 252V253L57 254ZM154 251H155V253H154ZM214 251H217V252H214ZM99 252H96L94 254V256L96 255L95 257H97V255H98L97 253H99ZM156 252H158V253L156 254ZM35 253H36V255H35ZM37 254H39L40 256H38ZM62 254H57V255L62 256ZM208 255H210V257ZM240 255H241V252L240 251H237L235 253V255H234V258L235 259H238L240 257ZM28 256L30 258H27L28 259V261H27L26 260V257H28ZM94 256H92V257H94ZM207 256H208V258H207ZM262 256H264V255H262ZM103 257L101 258L100 256H98V259L101 258V260H102ZM146 257H148V258H146ZM153 257H154V259H153ZM156 257L159 258V261H158V258H156ZM175 258L178 259V260H176ZM256 259H258V258H255V260ZM199 260H201V261H199Z\"/></svg>",
  "mask_w": 264,
  "mask_h": 264
},
{
  "label": "crops",
  "instance_id": "obj_3",
  "mask_svg": "<svg viewBox=\"0 0 264 264\" xmlns=\"http://www.w3.org/2000/svg\"><path fill=\"white\" fill-rule=\"evenodd\" d=\"M196 35L192 34V36L189 37L190 39L189 47H187V49H183L182 51L188 56L187 60H190V62L199 59L203 60L204 62L203 67L200 66L199 64L191 65L194 66L195 69L197 68L196 70L199 71V74L201 76L199 82L200 89L196 88L193 83L187 82L189 86L191 85L193 86V89H191L190 91L192 95L190 93L189 94L191 95V97H195L196 104L200 106L199 109H201L202 103H206V102L210 104L209 107H213L214 105L217 104L218 101L224 98L226 94L231 93L230 95L233 94L235 97H238L239 95L243 97V94L245 95L246 92L245 87L242 85L243 83L239 84L238 79H236L232 75L230 78V75L228 74V72H230V62L228 61L230 57L225 61L224 59L219 58L218 53L210 54V52L207 51L202 52L201 46L204 44V41L199 40V38L196 37ZM231 82L233 83V87L231 88L232 90L229 89ZM226 85H228V88ZM181 103L184 107L183 99L181 100ZM185 113H186V109H185ZM175 114L176 111L171 116L172 120L174 119ZM206 116L207 114L205 111L204 117L201 120H205ZM186 117H187V113H186ZM170 127H173V125H171ZM169 138L165 137V135L161 130H159V132L157 133L156 142L158 144L159 151L161 153L165 151L166 142H168ZM197 140L198 138L196 136V133L192 129H190L189 132L187 133L186 138H184V140L180 144L181 148L178 151L174 149L172 153L167 156V161L170 163H176L186 154V151H188L191 145H193ZM161 145L163 146V150L160 149ZM204 175L207 177V174L205 172ZM163 264H174V263L165 261Z\"/></svg>",
  "mask_w": 264,
  "mask_h": 264
}]
</instances>
